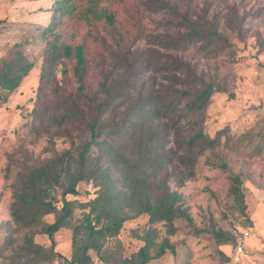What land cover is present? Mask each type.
Segmentation results:
<instances>
[{
	"label": "rangeland",
	"instance_id": "1",
	"mask_svg": "<svg viewBox=\"0 0 264 264\" xmlns=\"http://www.w3.org/2000/svg\"><path fill=\"white\" fill-rule=\"evenodd\" d=\"M57 1L0 0V58L20 42L28 58L35 63L20 86L0 105V264H7L9 257L24 244V238L30 233V229L18 227L10 214L16 176L27 166L39 165L85 140L81 133L85 124L79 115L69 113L70 125L66 128L71 134L59 129L50 117H46L43 123L46 131H41L43 125L33 120L46 45L42 30L49 24ZM111 1L100 0V6H108ZM127 1L135 7L145 28L144 38L134 46L141 57L142 75L135 82L131 94L110 106L107 120L122 124L125 112L134 100L153 95L162 100L164 93L160 88L167 90L168 96L173 90L186 88L195 91L211 82L215 85V92L202 112L206 132L215 136L220 129L227 128L241 141L237 147L222 145L199 157L192 176L182 164L179 152L170 164L156 169L143 161L175 149L174 136L170 131L167 140L161 143L155 132L166 120H141L135 139L126 141L124 159L130 162L124 169L131 163L141 164L144 170L141 177L162 183L181 196L178 205L190 220L176 218V232L168 236L164 223H151L146 211L139 206L126 205L130 198L128 194L126 201L119 206V213L126 216L124 226L119 235L105 239L106 254L109 257L110 252L118 258L130 257L145 243L144 235L151 230L156 241L168 237L175 245V253L166 251L147 264H264V0H162L166 7L157 0ZM205 10L209 18L217 20L219 31L230 44L219 55H209L198 45L174 50L153 44V36H177L183 32L180 15L196 17ZM231 24L238 29L232 30ZM75 26L79 36H84L89 30L85 20L75 21ZM167 59L176 60L187 68L174 74L167 72ZM90 61L84 92L100 102L106 95L102 89L104 74H117V70L114 63L95 47ZM67 65L70 69L72 62H67ZM64 68L62 64L58 66L56 84L46 89L47 103L57 109L54 113L56 118L67 112L65 105L87 110L81 101L75 100L78 83L73 72L64 74ZM127 126L131 132L133 126ZM259 145L261 151L257 153L254 148ZM96 155L94 151L95 158ZM220 161H225L232 173L244 172L246 214L233 209V199L229 195L230 173L216 165ZM108 164L118 170L115 164ZM135 172L129 177L135 176ZM111 176L127 190L128 179L126 181L118 172L111 173ZM99 188L97 181L86 180L79 184L77 195H67L74 204L71 225L54 234L55 250L62 257L44 264H69L67 260L72 257L78 239L84 238L86 226L90 223L101 226L103 221L97 222L98 211L89 205L98 196ZM137 198L138 202L143 200L140 194ZM57 204L62 205L60 201ZM54 219V213L43 218L45 222ZM244 228L250 229V237L243 242L245 253L237 259L230 245L217 244L215 232L228 231L239 238ZM9 238L12 239L11 245L7 244ZM34 241L44 247L51 245L50 238L44 233L35 234ZM89 252L92 264H119L117 261H103L94 250Z\"/></svg>",
	"mask_w": 264,
	"mask_h": 264
},
{
	"label": "trees",
	"instance_id": "2",
	"mask_svg": "<svg viewBox=\"0 0 264 264\" xmlns=\"http://www.w3.org/2000/svg\"><path fill=\"white\" fill-rule=\"evenodd\" d=\"M157 1L166 7L164 1ZM132 5L127 0H112L108 6H100V0H58L52 9L50 22L42 30L46 45L43 50L36 106L32 112L33 120L43 125L46 117H50L56 121L59 129L71 134L69 128H66L70 125L69 113L79 115L80 121L85 124L81 129L85 140L73 149L64 150L39 165L27 166L16 176L12 186L13 201L10 214L18 227L30 229V233L24 238V244L9 257L7 264H44L52 262L56 257H62L55 250L54 234L62 227L71 225L74 204L67 195H77L79 184L86 180H95L97 186H101L98 196L90 201L89 205L92 210L98 211L97 222H103L100 227L91 223L86 226L83 231L84 238L78 239L72 257L67 260L69 264H92L90 250L96 251L99 258L105 262L110 260V263L117 261L119 264H147L154 258L163 256L166 251L175 253V245L168 237L156 241V235L151 230L144 235L145 243L130 257L118 258L112 256L111 252L109 257L103 246L105 239L119 235L124 226L126 216L119 213V206L123 205L128 194L130 198L126 205L139 206L146 211L151 223H164L168 236L176 232V218L184 217L190 220L189 215L178 205L181 196L170 191L162 183L141 177L144 173L141 164L131 163L129 168L124 169L130 162L124 159L128 145L126 141L135 139V134L142 125L141 120H166L161 129L155 132L161 143L162 140H167L166 136L170 131L174 136L175 149L143 161H147L156 169L170 164L176 152H179L182 164L192 176L199 157L222 145L226 148L240 145L241 140L227 128L220 129L215 136L205 130L202 112L215 92V85L211 82L195 91L186 88L181 91L173 90L168 96L167 90L160 88L164 93L162 100L154 95L134 100L125 112L122 124L116 121L110 123V119L107 120L110 106L131 94L135 82H138L142 75L141 57L134 46L144 38L145 28ZM179 17L183 32L177 36H153V44L174 50L198 45L202 51H207L213 56L219 55L230 46L228 39L218 29L217 20L209 18L206 10L196 17L190 14ZM79 20H85L89 25V30L84 36H79L75 26V21ZM231 25L232 30L238 29V26ZM93 47L100 49L114 63L117 70V74H104L102 89L106 95L100 102H96L84 92ZM70 61L72 66L69 69L67 62ZM165 62L167 72L173 74L181 72L184 67L187 68L176 60L167 59ZM34 64L20 42L15 43L0 58V105L20 86ZM60 64L65 67L64 74L73 72L78 83L75 100L81 101L87 110L65 105L67 112L56 118L54 113L57 109L47 103L46 89L56 84V70ZM127 125L133 126L131 132L128 131ZM43 130L46 131L44 125L41 131ZM248 143L250 144V140ZM94 151L97 152L96 158L93 156ZM254 151L259 153L260 145L256 146ZM110 162L115 164L118 170L109 166ZM216 165L224 172L230 173L229 195L233 199V209L246 214L244 172H230L225 161ZM125 171L126 173H123ZM113 172H118L126 181L128 179L127 190L113 180ZM133 172L135 176L129 177ZM58 190L61 192L58 193ZM139 194L143 197L140 202L137 198ZM58 201L62 203L61 206L57 204ZM50 213L55 214L54 221L45 222L43 218ZM37 233L47 234L51 245L44 247L35 242L34 236ZM215 238L218 245H230L232 248L239 241L234 234L222 230L215 232ZM11 243L12 239L9 238L7 244ZM225 258L228 259L226 256Z\"/></svg>",
	"mask_w": 264,
	"mask_h": 264
},
{
	"label": "built area",
	"instance_id": "3",
	"mask_svg": "<svg viewBox=\"0 0 264 264\" xmlns=\"http://www.w3.org/2000/svg\"><path fill=\"white\" fill-rule=\"evenodd\" d=\"M249 237H250V229L249 228L241 229V235L239 237L238 244L232 249L233 254L237 259L245 253L243 242H245Z\"/></svg>",
	"mask_w": 264,
	"mask_h": 264
}]
</instances>
